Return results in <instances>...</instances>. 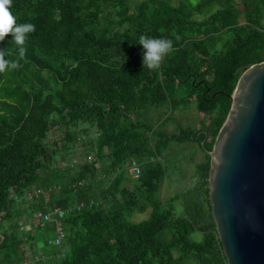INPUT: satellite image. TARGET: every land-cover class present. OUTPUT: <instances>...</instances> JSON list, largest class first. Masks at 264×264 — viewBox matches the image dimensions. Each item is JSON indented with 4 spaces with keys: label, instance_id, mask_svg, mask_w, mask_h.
I'll return each instance as SVG.
<instances>
[{
    "label": "trees",
    "instance_id": "1",
    "mask_svg": "<svg viewBox=\"0 0 264 264\" xmlns=\"http://www.w3.org/2000/svg\"><path fill=\"white\" fill-rule=\"evenodd\" d=\"M11 10L36 31L23 56L11 33L0 41L19 65L0 72V264H223L208 151L239 76L264 61V0H13ZM141 37L172 41L159 69L143 67ZM190 105L208 121L167 129ZM171 141L197 142L204 158L166 205L154 197ZM54 207L69 210L60 245L47 242L54 223L34 218Z\"/></svg>",
    "mask_w": 264,
    "mask_h": 264
},
{
    "label": "water",
    "instance_id": "2",
    "mask_svg": "<svg viewBox=\"0 0 264 264\" xmlns=\"http://www.w3.org/2000/svg\"><path fill=\"white\" fill-rule=\"evenodd\" d=\"M210 155L209 200L227 264H264V61L244 69Z\"/></svg>",
    "mask_w": 264,
    "mask_h": 264
},
{
    "label": "rangeland",
    "instance_id": "3",
    "mask_svg": "<svg viewBox=\"0 0 264 264\" xmlns=\"http://www.w3.org/2000/svg\"><path fill=\"white\" fill-rule=\"evenodd\" d=\"M190 1L196 3L198 0ZM173 2L179 4L180 2H186V0H173ZM174 115V119L167 123V129L176 132L192 124L199 127V120L202 118L208 121L207 116L199 113L194 105L188 106L184 111H176ZM203 158L204 152L195 141L169 142L166 147L162 149L160 154V160L166 167V175L162 182V187L155 195L154 199L167 205L176 194L189 189L196 182V165L200 163ZM60 164H62V162ZM172 204L177 213L182 212L183 204L181 199L173 201ZM150 211L151 207L143 213H133L131 218L135 221L144 220L149 216ZM191 238L200 241L204 238V234L201 232H194ZM42 258L44 257L42 256Z\"/></svg>",
    "mask_w": 264,
    "mask_h": 264
},
{
    "label": "clouds",
    "instance_id": "4",
    "mask_svg": "<svg viewBox=\"0 0 264 264\" xmlns=\"http://www.w3.org/2000/svg\"><path fill=\"white\" fill-rule=\"evenodd\" d=\"M13 0H0V41L11 33L12 39L19 46V53L24 54V45L28 39V34L35 32V25L31 23L18 24L17 17L12 12ZM139 45H142V64L149 70H157L160 67L165 55L172 48V41L169 39L141 37ZM8 53L4 48H0V72L16 69L18 63L7 59Z\"/></svg>",
    "mask_w": 264,
    "mask_h": 264
},
{
    "label": "built area",
    "instance_id": "5",
    "mask_svg": "<svg viewBox=\"0 0 264 264\" xmlns=\"http://www.w3.org/2000/svg\"><path fill=\"white\" fill-rule=\"evenodd\" d=\"M88 159H92L91 156H88ZM66 161H62V164H60L62 167L66 166L68 164V162ZM71 165L74 164V162L70 163ZM122 168L133 178H137L140 173H141V166L140 164L134 160V159H128L126 160L123 164H122ZM44 193V191L42 189H38L35 192V195H40ZM30 198L33 197L32 194H29ZM48 201V197H46V202ZM90 203H93V201H91ZM83 205V203L79 204L77 206V209H79L81 206ZM69 210H64L60 207H54L50 210H48L47 212H44L42 210H38L34 213V218L43 222H47V223H54V231L53 232V236L47 241L49 244L51 245H60L63 238H64V228H63V218H65L68 214ZM28 255H30V252H28ZM40 257L38 255H35L26 260H24L23 262L20 263H11V264H31L33 261H37L39 260ZM223 264H227V262L225 261Z\"/></svg>",
    "mask_w": 264,
    "mask_h": 264
}]
</instances>
